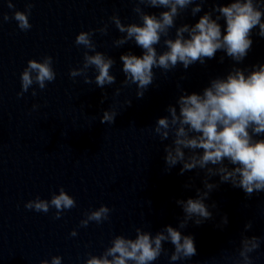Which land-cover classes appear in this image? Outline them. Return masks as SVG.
I'll list each match as a JSON object with an SVG mask.
<instances>
[{"label": "clouds", "instance_id": "1", "mask_svg": "<svg viewBox=\"0 0 264 264\" xmlns=\"http://www.w3.org/2000/svg\"><path fill=\"white\" fill-rule=\"evenodd\" d=\"M134 3L132 11L140 23H122L119 15L113 14L109 22L123 35L113 41L116 48L133 42L142 51L135 55L132 51L121 54L122 86L136 85V97L143 98L155 80L154 69L167 73L181 65L187 70L195 64L205 65L208 60L216 58L217 52L223 63L225 56L234 64L224 76H216L209 80L201 92L188 93L177 85L180 94L175 104L166 108L167 115L158 117L152 131L159 136L161 142L171 139L164 146L165 169L170 172L180 164L179 175L196 169L204 172L203 190L196 189V197L177 199L176 204L184 215L178 227L165 225L154 235L142 228H135V238L116 235L99 256L88 254L85 264H153L162 254L168 255L164 242L174 246L170 261L191 259L197 255L195 239L185 235L181 229L187 227L189 221L199 226L213 219V211L217 205L207 204L210 193L219 184L229 183L233 188L242 189L246 197L264 192V63L248 67H238L252 50V34L264 38V0H213V7L204 11L195 24L183 23L177 27L176 20L190 8L195 17L203 11V5L209 0H129ZM141 5L144 7L142 8ZM194 5V6H193ZM9 9L14 8L12 0H8ZM33 3L28 0L24 11H15L12 19L17 22L21 31H28L32 25L29 16ZM145 8L164 9L159 13L146 12ZM10 17L5 14L3 21ZM223 20L222 25L220 21ZM175 28V36L170 32ZM95 32L107 34L108 23L98 29L81 31L75 37V45L85 49L82 66L71 69L72 78L83 77L85 84H92L101 89L116 83L112 68L116 61L109 55L96 50L93 41ZM163 42L165 50L158 51L157 46ZM94 54H89V53ZM89 69L95 72L94 80L88 75ZM53 58L45 55L41 60L30 59L20 74L21 92L23 96L32 89V96L37 95L36 88L44 90L48 83L55 81ZM186 79V77H181ZM120 88L115 90L119 95ZM107 98L104 93L103 100ZM131 101H127L131 106ZM38 107L33 105V108ZM118 113L105 110L100 118L101 124H113ZM219 177L218 183H210L212 177ZM193 185L185 184V188ZM76 207L75 199L61 187L51 198L41 199L37 196L25 204V208L36 212L48 213L54 208L55 219L63 212ZM111 209L101 205L98 209L85 213L80 226L87 227L89 222L100 224L110 219ZM228 224V217H221L217 228L223 230ZM253 228L249 220L240 234L237 254L227 256L231 264H254L252 253L260 249L264 237L245 235ZM71 236L77 233L73 230ZM40 264H62L61 256H52L51 260H41Z\"/></svg>", "mask_w": 264, "mask_h": 264}]
</instances>
